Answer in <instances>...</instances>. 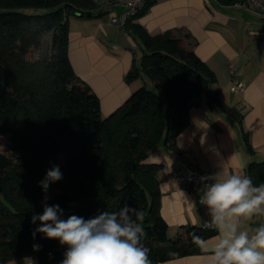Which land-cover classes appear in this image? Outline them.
<instances>
[{
    "label": "trees",
    "instance_id": "obj_1",
    "mask_svg": "<svg viewBox=\"0 0 264 264\" xmlns=\"http://www.w3.org/2000/svg\"><path fill=\"white\" fill-rule=\"evenodd\" d=\"M72 14L101 13L94 0H0V137L11 142L9 154L0 152V264L24 256H36L39 264L63 259L65 248L57 240L32 236L39 221L32 224L31 217L42 213L45 196L65 216L87 219L124 204L143 210L141 243L150 250L152 264L199 252L192 234L206 239L215 232L190 225L169 235L160 212L162 166L148 159L161 142L176 146L177 135L190 124L192 107L205 98L234 115L237 109L212 91L216 74L187 46L188 33L151 34L130 19L124 28L146 51L141 64L135 53L126 81L141 77L145 84L103 116L98 94L76 73L68 54ZM47 32L52 50L41 53ZM35 50L39 54L31 56ZM53 165L63 179L45 193L39 182ZM248 176L255 185L264 183V160L252 162ZM34 244L41 249L34 251Z\"/></svg>",
    "mask_w": 264,
    "mask_h": 264
},
{
    "label": "crops",
    "instance_id": "obj_2",
    "mask_svg": "<svg viewBox=\"0 0 264 264\" xmlns=\"http://www.w3.org/2000/svg\"><path fill=\"white\" fill-rule=\"evenodd\" d=\"M98 16L69 17L68 54L76 73L98 94L103 116L121 106L139 83L126 81L138 38L110 21L121 6H96ZM108 14V15H107ZM110 15V16H109ZM156 34L167 29L185 36L189 48L215 72L212 91L237 115L205 98L190 111V124L176 138V146L159 143L149 161L161 164L160 212L174 237L190 225L202 226L203 217L194 190L178 183L176 170L183 164L217 172L248 175L252 162L264 160V26L259 13L246 1L231 4L219 0H155L132 19ZM231 68L245 83L242 91L231 85ZM247 136V138H246ZM264 217L245 221L257 227ZM213 234L206 238L214 243ZM201 251L157 264H206Z\"/></svg>",
    "mask_w": 264,
    "mask_h": 264
},
{
    "label": "clouds",
    "instance_id": "obj_3",
    "mask_svg": "<svg viewBox=\"0 0 264 264\" xmlns=\"http://www.w3.org/2000/svg\"><path fill=\"white\" fill-rule=\"evenodd\" d=\"M63 179L58 165L47 170L40 186L47 193L51 184ZM200 204L207 210L206 226L216 233L214 243L192 234V243L204 253L206 264H264V223L245 227V221L264 217V183L239 172H217L200 178ZM43 201L42 213L33 214L32 232L57 240L65 248L59 264H152L149 249L141 243L146 213L124 204L115 211H98L92 217L65 216L59 204ZM41 245L34 244L39 251ZM174 255V254H173ZM52 258V254H49Z\"/></svg>",
    "mask_w": 264,
    "mask_h": 264
},
{
    "label": "built area",
    "instance_id": "obj_4",
    "mask_svg": "<svg viewBox=\"0 0 264 264\" xmlns=\"http://www.w3.org/2000/svg\"><path fill=\"white\" fill-rule=\"evenodd\" d=\"M150 0H94L96 6H107L111 4H117L121 6V11L117 15H113L110 21L114 24H118L124 27L128 20L133 19L137 16L142 9L148 4ZM246 4L249 8L253 9L261 15L262 23L264 26V0H246ZM231 85L234 89L242 91L245 88V83L240 80L234 68H231ZM215 174L213 169H202L197 165H190L188 163H183L177 170L174 179L185 185L187 188L195 191L197 196V202L201 210L203 217L202 227L207 229L206 221L209 219L207 215V210L200 204L201 189L203 184L200 178L205 176H211Z\"/></svg>",
    "mask_w": 264,
    "mask_h": 264
},
{
    "label": "rangeland",
    "instance_id": "obj_5",
    "mask_svg": "<svg viewBox=\"0 0 264 264\" xmlns=\"http://www.w3.org/2000/svg\"><path fill=\"white\" fill-rule=\"evenodd\" d=\"M50 37H51L50 32H47L44 34L41 53H45L47 51L51 52L52 49H51V45H50ZM145 51L146 50H145L142 42L139 40L137 43V52H136V60L138 61L139 64L142 63V56H143ZM37 54H39V50H35V52L32 53L31 56H35ZM134 82L139 83L138 87L145 84L144 80L141 77L134 80ZM147 84L149 87L152 88V82L151 81H148ZM138 87H136V89ZM0 152L6 153V154H9L11 152V142L8 139H6L5 137H0ZM6 264H39V262H38V259L36 256H24V257L12 260Z\"/></svg>",
    "mask_w": 264,
    "mask_h": 264
}]
</instances>
